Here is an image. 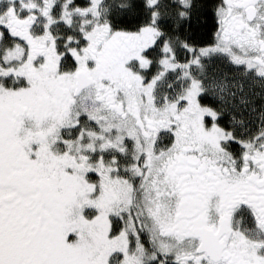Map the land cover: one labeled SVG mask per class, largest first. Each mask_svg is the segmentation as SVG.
I'll list each match as a JSON object with an SVG mask.
<instances>
[{
	"label": "snow or ice",
	"instance_id": "1",
	"mask_svg": "<svg viewBox=\"0 0 264 264\" xmlns=\"http://www.w3.org/2000/svg\"><path fill=\"white\" fill-rule=\"evenodd\" d=\"M0 264H264V0H0Z\"/></svg>",
	"mask_w": 264,
	"mask_h": 264
}]
</instances>
